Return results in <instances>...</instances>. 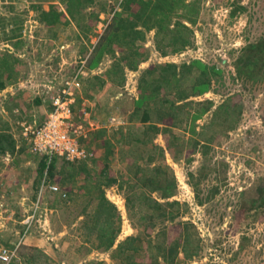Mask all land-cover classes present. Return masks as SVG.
Returning <instances> with one entry per match:
<instances>
[{
  "label": "rangeland",
  "instance_id": "374dc122",
  "mask_svg": "<svg viewBox=\"0 0 264 264\" xmlns=\"http://www.w3.org/2000/svg\"><path fill=\"white\" fill-rule=\"evenodd\" d=\"M100 1L116 5L118 0ZM32 5L46 9L48 0H0V19L9 21L7 35L20 33L10 40L0 34V51L30 60L26 66L21 59L17 80L8 85L10 89L6 87L0 92V127L13 135L17 146L22 144L25 148L0 154V264H87L89 261L117 264L112 250L124 237L138 233L134 221L141 214L130 216L124 194L128 185L134 184L133 162L138 163L141 156L145 168L161 162L173 173L174 195L162 199L153 192L152 196L160 202L178 201L181 213L175 221H188L193 225L189 230L194 229L200 237L199 254L184 264H264V206H256L259 201L251 203L257 195L256 186L264 188V78L233 80L229 73L242 48L264 38V0H199L194 24L186 21L193 32L190 46L177 53L162 54L157 49L153 28L138 43L147 56L136 71L123 69L122 73L108 74L115 61L111 54L102 52L92 67L87 61L97 57L94 47L110 19L100 14V21L87 40L75 35L77 27L72 23L59 32L55 42L51 40L54 30L40 24ZM185 14L187 18L188 12ZM20 38L25 42L14 44ZM193 59L209 65L217 63L222 78L213 82L208 92L176 103H188L183 109L185 114L181 113L182 123L170 126L172 130L167 135L160 131L152 136L150 141L160 147L152 162L148 160L154 157L149 144L140 153L138 143H128L118 133L122 130L124 135H129L130 130L140 134L141 126L131 120L137 82L149 65L165 62L180 65ZM78 70L80 86L73 92L74 95L80 92L83 97L80 110L84 114L82 121L71 117L70 123H81L84 138L90 130L104 127L112 144L107 159L117 182L104 192L116 206L121 222L115 243L107 250L95 248L96 238L86 235L91 221L87 214L93 202L89 203L86 192L78 191L76 182L80 178L73 184L61 185L58 178L36 184L40 157L30 154V151L34 153L32 145L22 136L21 123L34 125L38 120L43 121L52 106L50 100L49 104H37L34 88L46 79L57 81L58 77L65 78ZM120 74H123L122 85ZM189 86L186 80L183 84L186 92ZM90 93H94L93 100L87 97ZM199 101L202 104L197 105ZM208 102L210 109L192 118ZM226 102L231 108L230 115L217 109ZM171 136L177 145L170 144L169 149L165 139ZM90 146L96 162L89 165L100 167L97 160L103 150L93 143ZM162 149L164 153L160 156ZM64 164L56 159L55 170ZM51 185H56L57 191H51ZM163 225H167L170 239L181 229V225L169 221ZM156 232L154 228L151 236ZM4 249L8 259L2 253ZM159 263L165 264L161 259Z\"/></svg>",
  "mask_w": 264,
  "mask_h": 264
},
{
  "label": "trees",
  "instance_id": "16d2710c",
  "mask_svg": "<svg viewBox=\"0 0 264 264\" xmlns=\"http://www.w3.org/2000/svg\"><path fill=\"white\" fill-rule=\"evenodd\" d=\"M60 5L64 7L62 8ZM32 8L37 12V19L40 24L54 30L51 40L55 42L60 35L59 32L72 23L77 27L75 35L78 34L80 38L87 40L92 29L100 21V14L103 13L106 18L110 19L94 47L95 52L98 53L97 57L87 61V65L92 67L98 62L102 52L111 54L115 61L107 70L106 74H108L119 71L122 73L123 69L136 71L138 64L147 56L146 50L138 43L142 42L145 33L153 28L156 31L157 49L162 54L177 53L190 46L193 32L188 24H194L195 14L199 11V0H118L116 5H107L106 1L100 0H48L46 9L40 5H32ZM184 12H188L187 18ZM190 15L194 16L191 17ZM8 23L9 21L7 22L4 18L0 19V34L4 37L3 39L10 40L13 37H19V32L17 35L13 33L7 35ZM18 29L20 30V28ZM1 36L0 38H2ZM20 39L14 44L19 45L22 41L25 42L24 38ZM21 59L20 55L0 51V92L17 80ZM22 60L26 66H29L30 60L28 58ZM221 70L217 63L209 65L198 59L182 62L180 65L175 62L149 65L137 82L138 93L131 117L132 121H136L141 126L140 134L128 130L129 135H124L122 130H118L120 139L125 138L128 143H138L140 153L143 152L142 147L149 144L150 154L152 153L154 157L150 156L148 160L153 162L157 158L156 151L160 147L153 140L150 141L152 136L160 131L167 135L172 130L170 126H177L182 123L181 113L185 114L183 109L188 103L186 101L180 104L176 103L190 96H199L208 92L212 83L222 78ZM229 73L233 80L236 77L252 78L253 80H259L260 77L264 78V38L246 44L237 59L229 67ZM120 76L122 85L123 74ZM186 80L190 83L188 92L183 87ZM74 96V103L70 105L73 111L72 118L82 121L80 106L83 97L80 92ZM87 97L93 100L94 93L87 94ZM34 98H36L37 104L39 102L49 104V99L46 97L42 98L35 95ZM210 103L208 102L192 118H197L209 110ZM200 104L202 101L197 102V105ZM52 109L53 107L50 106L47 110L51 111ZM217 109L226 115L231 114L228 102L221 103ZM41 122L38 120L36 124L40 125ZM165 141L169 149L170 144L177 145L172 136L170 139L166 138ZM80 143L92 153L91 143L94 147L103 150L102 156L97 160L100 167H90V163L94 166L96 162V159L91 157L77 159L73 162L64 161L65 164L55 170L56 159L47 164L45 155L33 153L27 146L30 154L40 157L37 169L38 176L35 182L40 184L42 181L43 184H46L58 178L59 183L63 185L67 182L73 184L80 178V182H76L79 183L77 185L78 191L86 192L89 203L92 204L93 202V207L87 214L91 221L86 227V235L96 238L95 248L107 250L115 243L121 222L116 206L106 197L104 192L106 187L117 182V179L110 172L107 159L110 152L109 146L112 144L104 127L90 130L87 137L80 139ZM16 148L25 149L22 144L17 146L13 135L0 127V154L14 152ZM159 153L158 155H163V149ZM142 158V156L139 157L138 163L133 162V168L136 169V179L133 186L128 185L129 188H126L124 194L125 208L130 216L134 218L136 212L141 214L139 219L137 217L135 221L133 220L138 227V233L128 235L120 240L112 250V258L116 260L117 264H160L159 259L165 264H184V261H188L199 254L202 248L200 237L194 229H192L193 231L189 230L193 225L188 221H175L181 213L178 201L160 202L158 198L152 196L153 192H157L162 199H168L174 195L176 180L173 173L161 162L152 168H145L143 162L140 161ZM256 187L257 195L255 201H251V203L259 201L256 206H264V188L262 186ZM243 208L245 209L244 206ZM164 221L174 223L175 226L181 225L180 231L174 234L171 239L168 238L167 225H163ZM160 224L162 226L157 227ZM154 228H157V232L152 237L151 231ZM87 264L106 263L89 261ZM204 264L214 263L206 262Z\"/></svg>",
  "mask_w": 264,
  "mask_h": 264
},
{
  "label": "built area",
  "instance_id": "2783aa9c",
  "mask_svg": "<svg viewBox=\"0 0 264 264\" xmlns=\"http://www.w3.org/2000/svg\"><path fill=\"white\" fill-rule=\"evenodd\" d=\"M79 77L80 71L78 70L72 75L66 74L65 78L64 76L58 77L57 81L46 79L42 81V85L40 84L33 90L36 95L49 98L53 109L47 112L40 125L21 123L22 136L32 145L34 152L45 155L47 164L54 159L73 162L77 159L90 158L93 155L80 143V139L84 138L81 123L76 125L70 123V118L73 117L70 105L74 103L73 91L80 86ZM81 112L83 115L84 112ZM49 189L53 192L57 191V186L51 185ZM6 252V249L2 251L5 259H8Z\"/></svg>",
  "mask_w": 264,
  "mask_h": 264
}]
</instances>
